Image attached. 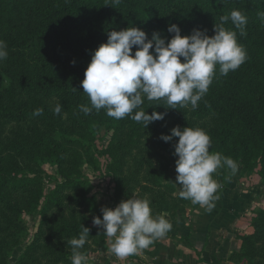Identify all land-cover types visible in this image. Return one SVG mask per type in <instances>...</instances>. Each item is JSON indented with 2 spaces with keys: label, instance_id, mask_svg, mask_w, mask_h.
Instances as JSON below:
<instances>
[{
  "label": "trees",
  "instance_id": "1",
  "mask_svg": "<svg viewBox=\"0 0 264 264\" xmlns=\"http://www.w3.org/2000/svg\"><path fill=\"white\" fill-rule=\"evenodd\" d=\"M26 1L0 0V40L14 60L5 85L0 65V264H71L67 241L79 238L81 225L90 231L80 251L88 264H99L90 256L107 249V235L92 223L102 215L93 185L81 172L84 165L100 171L96 152L106 160L104 169L118 200L147 197L153 215L165 213L172 220L185 216L190 200L180 198L172 183L178 138L160 139L175 126L202 128L211 138L210 152L264 178V20L258 16L264 0H48L33 9L28 25L16 27L11 11ZM234 9L247 17L245 34L230 20L224 27L236 31L247 59L226 76L217 66L196 110L170 109L164 99L145 98L142 108L148 114L164 113L146 128L130 117L114 119L104 109L89 114L80 110L81 105L90 106L81 85L85 69L109 31L134 26L148 39L155 32L167 42L173 35L168 26L176 24L181 36L194 29L212 36L220 17ZM57 103L59 115L53 112ZM36 109L42 113L33 115ZM102 128L111 136L99 149ZM45 163L55 167L59 180L45 173ZM45 177L55 184L47 194ZM31 213L40 221L24 251L11 262L10 251L30 234L23 215ZM253 223L251 234L238 236L241 255L246 264H264V212ZM176 242L189 244L185 237Z\"/></svg>",
  "mask_w": 264,
  "mask_h": 264
},
{
  "label": "clouds",
  "instance_id": "2",
  "mask_svg": "<svg viewBox=\"0 0 264 264\" xmlns=\"http://www.w3.org/2000/svg\"><path fill=\"white\" fill-rule=\"evenodd\" d=\"M111 2L119 4L120 0ZM258 16L264 20V12ZM229 20L240 35L245 34L247 17L235 9L220 17L212 36L199 29L181 36L176 24L168 26L167 31L173 35L167 42L155 32L148 39L143 30L134 26L109 31L106 43L91 54L85 69L81 85L90 106L81 105L80 110L89 114L104 109L114 119L130 117L142 122L145 128L164 116L155 110L148 114L141 107L145 98L148 101L164 99L170 109L190 106V110H196L212 84L217 66L219 74L226 76L247 59L246 50L237 42L236 31L224 27ZM7 56V44L0 40V60ZM61 111L57 103L53 112L59 115ZM41 113L42 109H36L33 115ZM173 137L178 138L173 145V155L178 157L175 171L179 196L210 212L221 188L213 173L226 166L235 174L239 165L219 152H210L211 138L202 128L175 126L170 135L162 134L160 139L169 142ZM150 205L147 197H130L115 208H102V219L93 217V225L102 227L107 237L114 238L110 251L118 258L147 249L171 231V222L163 215H153ZM81 228L79 238L67 241L72 248L71 264H88V257L80 249L86 244L90 229L82 225Z\"/></svg>",
  "mask_w": 264,
  "mask_h": 264
},
{
  "label": "rangeland",
  "instance_id": "3",
  "mask_svg": "<svg viewBox=\"0 0 264 264\" xmlns=\"http://www.w3.org/2000/svg\"><path fill=\"white\" fill-rule=\"evenodd\" d=\"M47 1L27 0L23 3L19 2L18 7L13 8L11 11V14L14 15L11 23L16 27L28 25L32 21L33 9L42 6ZM7 51V58L0 60V65L5 68L1 73L3 78L6 79L4 85L8 79L5 77L6 73L13 69L14 63V60L10 61L12 58L11 51L8 48ZM1 66L0 70L2 69ZM110 136L111 133L102 128L96 147L99 149L106 147ZM94 155L99 160L100 171H93L89 165H84L81 167V172L93 185L92 192L95 193L96 205L102 215V208H115L120 200L115 197L114 184L110 174H107L104 169L105 158L98 155L97 152ZM42 167L47 175L59 180L55 167L49 163L42 164ZM176 175L177 173L174 171L172 183L175 184L176 194L179 195L180 187L178 184L176 185ZM213 178L221 185L217 192L219 199L215 201V207L213 208L219 207L217 213L203 215L204 211L202 209L204 207L190 201L185 216L179 215L176 220H172L167 214H163L171 222L172 229L168 232V236L156 240L147 249L121 259L110 251L114 238L107 237V249L92 254L90 259L99 264H246L245 257L241 255V241L238 236L251 234L256 228L253 219L258 213L264 212V178L255 171H243L240 165L235 174H232L230 169L225 166L213 173ZM54 185L52 180L45 177L43 193L47 194ZM236 200L239 202L237 203ZM215 215H218V217ZM212 217L214 221L210 219ZM23 219L30 234L20 245L10 251L11 262L16 261L24 251L40 221L37 213L24 214ZM184 220L187 222L186 226L179 223ZM209 221H213V224H211L213 231L209 227L207 233L205 227ZM191 225L196 227L197 236H192V232L188 233V230L185 231L184 228H191ZM179 237L188 238L189 244L176 242V238ZM207 247L217 249V254H211L209 250L208 253L206 251ZM156 248H161V254L150 253ZM196 251L200 253L197 254Z\"/></svg>",
  "mask_w": 264,
  "mask_h": 264
},
{
  "label": "crops",
  "instance_id": "4",
  "mask_svg": "<svg viewBox=\"0 0 264 264\" xmlns=\"http://www.w3.org/2000/svg\"><path fill=\"white\" fill-rule=\"evenodd\" d=\"M236 202L238 203L239 201L238 200H236ZM218 210H219V207H216L215 209H213V210H211L210 212H208V211H205V209L203 208L202 209V211H204L203 213V215H210V214H213V213H217L218 212ZM216 217H218V215H215ZM211 220H213V217L212 218H210ZM221 219V218H220ZM214 221V220H213ZM213 221L212 222H210L209 221V223H207L206 224V227H205V232L207 231V233H208V229H209V227H210V230L211 231H213V229H212V225L211 224H213ZM180 224H182V226L184 225V226H186L185 224H187V222L184 220V221H182V222H179ZM192 228V229H191ZM191 228H189V227H187V228H184L185 229V231H187L188 230V233L189 232H192L191 234H192V236H197L198 235V233H197V229H196V227L194 226V225H191ZM183 229V230H184ZM208 248V249H207ZM206 248V251L208 252V250H209V252L211 253V254H213V253H216L217 254V249H214V248H212V247H207ZM160 250H161V248H156V249H154L153 251H150V253H154L155 255H159V254H161L160 253ZM208 252V253H209ZM189 255V254H188Z\"/></svg>",
  "mask_w": 264,
  "mask_h": 264
}]
</instances>
